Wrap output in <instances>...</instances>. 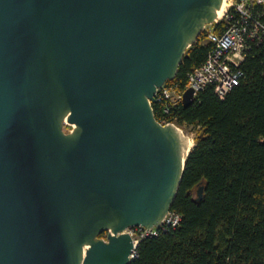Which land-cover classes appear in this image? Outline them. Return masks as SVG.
Segmentation results:
<instances>
[{
	"label": "water",
	"instance_id": "1",
	"mask_svg": "<svg viewBox=\"0 0 264 264\" xmlns=\"http://www.w3.org/2000/svg\"><path fill=\"white\" fill-rule=\"evenodd\" d=\"M221 1L0 0V264H129L190 153L154 93Z\"/></svg>",
	"mask_w": 264,
	"mask_h": 264
},
{
	"label": "trees",
	"instance_id": "2",
	"mask_svg": "<svg viewBox=\"0 0 264 264\" xmlns=\"http://www.w3.org/2000/svg\"><path fill=\"white\" fill-rule=\"evenodd\" d=\"M210 49L200 34L171 84L182 91ZM240 71L223 99L206 88L188 107L152 105L155 119L191 135L193 147L171 207L178 225L141 239L129 264H264V39Z\"/></svg>",
	"mask_w": 264,
	"mask_h": 264
},
{
	"label": "built area",
	"instance_id": "3",
	"mask_svg": "<svg viewBox=\"0 0 264 264\" xmlns=\"http://www.w3.org/2000/svg\"><path fill=\"white\" fill-rule=\"evenodd\" d=\"M225 3L222 17L205 26L202 31L205 43L211 49L204 63L189 74L185 88L180 91L176 85L166 82L156 89L152 105L164 101V113H167L169 107L182 105V96L187 89L193 91L194 100L197 93L206 88H211L219 99H223L241 78L240 65L251 44H258L264 39V0H226ZM157 122L160 125L172 124L164 120ZM179 221L180 216L170 210L158 228L127 230L134 246L130 259L137 257L136 247L141 239L155 237L159 231L173 229Z\"/></svg>",
	"mask_w": 264,
	"mask_h": 264
},
{
	"label": "bare ground",
	"instance_id": "4",
	"mask_svg": "<svg viewBox=\"0 0 264 264\" xmlns=\"http://www.w3.org/2000/svg\"><path fill=\"white\" fill-rule=\"evenodd\" d=\"M226 0H222L221 1V4H220V7H219V9L217 10V12H216V17H215V19H214V21H213V23L215 22V21H217V20H219L221 17H222V15H223V13H224V11H225V9H226ZM212 23V24H213ZM204 29V28H203ZM63 124L65 125V126H68V127H70V131H68V134H70L71 132L73 133L74 131H76L77 130V128L75 127V126H73V125H69L67 122H66V117H64V119H63ZM166 125H169V124H166ZM166 125H162V126H166ZM179 130H181L180 128H179ZM182 131V130H181ZM67 133V132H66ZM182 135H183V142H184V145L186 144L187 145V149H188V152L191 150V148L193 147V141L191 140V139H189V137L188 136H186L185 135V133L182 131V132H180ZM182 142V143H183ZM114 218V217H113ZM113 218L112 219H110L109 221H111V220H113ZM112 222H115V221H112ZM128 229H125L122 233H124V232H126ZM109 232H111V230L109 229L108 230ZM84 249V251H85V247L83 248ZM84 255V252H83V254H82V256Z\"/></svg>",
	"mask_w": 264,
	"mask_h": 264
},
{
	"label": "rangeland",
	"instance_id": "5",
	"mask_svg": "<svg viewBox=\"0 0 264 264\" xmlns=\"http://www.w3.org/2000/svg\"><path fill=\"white\" fill-rule=\"evenodd\" d=\"M202 34V33H201ZM63 130L65 131V132H68V131H70V127H68V126H65L64 124H63ZM182 130V129H181ZM183 131V130H182ZM185 133V132H184ZM185 135L186 136H188L189 137V139H191L192 140V136L191 135H189V134H186L185 133ZM135 228V227H134ZM136 228H139V227H136ZM141 228V227H140ZM152 228H155V227H152ZM151 228V229H152ZM142 229H144V228H142ZM129 230V229H128ZM144 230H148V229H144ZM150 230V229H149ZM127 232V231H126ZM107 234H108V232H106L105 233V235H103V236H100L99 238H101V239H103V240H106V236H107ZM135 238H137L136 236H135Z\"/></svg>",
	"mask_w": 264,
	"mask_h": 264
},
{
	"label": "flooded vegetation",
	"instance_id": "6",
	"mask_svg": "<svg viewBox=\"0 0 264 264\" xmlns=\"http://www.w3.org/2000/svg\"><path fill=\"white\" fill-rule=\"evenodd\" d=\"M104 234H102V236H103Z\"/></svg>",
	"mask_w": 264,
	"mask_h": 264
}]
</instances>
